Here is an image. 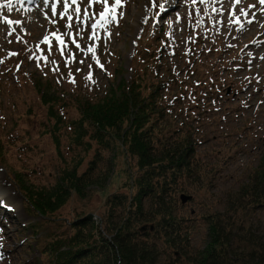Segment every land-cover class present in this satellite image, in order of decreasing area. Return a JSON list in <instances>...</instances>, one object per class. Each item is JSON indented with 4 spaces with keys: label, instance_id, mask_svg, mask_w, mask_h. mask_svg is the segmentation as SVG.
<instances>
[{
    "label": "rangeland",
    "instance_id": "rangeland-1",
    "mask_svg": "<svg viewBox=\"0 0 264 264\" xmlns=\"http://www.w3.org/2000/svg\"><path fill=\"white\" fill-rule=\"evenodd\" d=\"M153 2L127 0L123 18L108 25L107 32L98 29L101 39L95 41L89 39L94 21L86 30L75 23L71 30L65 27L67 19L59 15L62 3L56 15L26 3L7 12L0 8V177L7 182L0 191L14 194L15 200L9 202L19 219L7 228L6 239L0 230V248L4 244L3 249L14 252L15 264H54L49 244L68 236L70 224L79 216L90 214L100 234L110 239L109 202L114 195H129L138 173L122 141L128 122L119 131L107 129L97 139L88 122L78 127V106L97 101L121 78L128 81L135 73L149 86L146 92L158 89V108H165L156 129L158 142L167 138L177 145L184 135L195 141V175L179 178L181 193L190 199L181 203V193L173 192L176 214L188 229L187 254L204 248L208 214L225 212L227 222L264 230V209L250 212L238 207L233 212L229 205L264 165V13L260 10L264 5L258 0H241L235 6L230 0H181L175 15L163 16L159 5L168 9L167 0H155L156 7ZM252 3L255 7L249 8ZM87 4L83 0L80 5L81 15ZM100 10L96 6L95 11ZM233 12L244 22L243 31L229 22L235 19ZM252 13L255 19L248 24ZM7 20L21 23L9 25ZM53 32L63 35L67 45L63 53L51 38ZM46 35L50 50L43 43ZM93 44L106 71L97 67L91 54L85 55ZM148 52L151 55L146 56ZM72 56L74 61L66 65ZM89 65L95 83L84 78ZM57 66L59 71L54 72ZM69 72L75 83L70 82ZM40 86L56 98L57 127L56 116H49L48 104L40 98ZM83 129L85 135L77 144L76 136ZM92 164L91 182L81 192L70 189L65 202L51 214H39L20 185L22 180L30 189L48 192L63 172L75 170L79 175ZM139 238L154 240L152 234ZM154 241L159 249L168 250L162 240Z\"/></svg>",
    "mask_w": 264,
    "mask_h": 264
},
{
    "label": "trees",
    "instance_id": "trees-1",
    "mask_svg": "<svg viewBox=\"0 0 264 264\" xmlns=\"http://www.w3.org/2000/svg\"><path fill=\"white\" fill-rule=\"evenodd\" d=\"M41 86L40 98L48 104L49 116H56L57 127L60 117L53 110L56 98L47 96L49 92ZM147 88L142 77L135 73L128 81L121 78L116 87H109L97 101H84L78 106L81 115L78 127L88 122L94 126L97 139H102L107 129L118 130L124 121L128 122L122 141L135 160L138 173L130 185V194L114 195L109 202L106 230L110 239L100 234L90 214L79 216L70 224L72 232L68 236L49 244L54 264H264V230L227 222L225 212L205 215L207 242L201 250L187 254L188 229L184 219L176 214L173 192L181 193V176L195 175L198 167L195 141L184 135L177 145L167 138L158 142L156 129L165 108H158V89L150 87L146 92ZM84 135V129L77 134V144ZM93 169L94 165L79 175L75 170L63 172L54 189L48 192L30 189L22 180L20 185L39 214H51L65 202L70 189L81 192L91 182ZM229 205L233 212L238 207L250 212L264 209V165L255 170L251 182L242 186ZM143 225L147 231L139 230ZM140 234H152L168 250L159 249L154 240L146 242L139 238Z\"/></svg>",
    "mask_w": 264,
    "mask_h": 264
},
{
    "label": "snow or ice",
    "instance_id": "snow-or-ice-1",
    "mask_svg": "<svg viewBox=\"0 0 264 264\" xmlns=\"http://www.w3.org/2000/svg\"><path fill=\"white\" fill-rule=\"evenodd\" d=\"M11 2V0H9ZM59 2L62 3L63 6V11L59 13L61 19H67V23L65 25L66 28L71 30L73 23L77 25H83L84 28L81 30H86L87 27L89 26V21H94L90 24L91 28V33L89 36L90 40H99L101 39L100 33L98 29H104L107 32V26L112 24V23H119V19H122L124 16V11L122 10L127 3V0H88V4L83 8V15H81V7L80 5L83 3V0H59ZM196 0H193V3H195ZM200 3H205L206 0H199ZM236 3L239 4L241 3V0H236ZM258 3L260 5H264V0H258ZM96 6L100 7V11L97 12L95 11ZM155 0L153 2V7H156ZM4 7V5L0 4V8ZM255 7V5H250L249 8ZM159 8L163 11L164 10V5L160 4ZM92 9L90 12L89 10ZM10 10V9H9ZM262 13H264V8L260 9ZM198 11V10H197ZM52 13L53 15H56V8L53 6L52 8ZM71 13V14H70ZM241 15L247 17L248 12L245 9H240ZM232 16L235 17L234 20H230V23H235L239 25L238 30L243 31L244 29V22L240 20V16H237L235 12L232 13ZM255 19V13H252V18L248 19L246 23L251 24L253 20ZM146 22V21H145ZM6 23L9 25L15 23V24H20L21 22L19 20L17 21H12V20H7ZM11 34V33H9ZM79 34V33H77ZM110 33H108V37L110 38ZM51 38L54 39L57 44L60 47L61 53H63V50L67 47L65 40L63 38L62 34H59L58 32H53L51 33ZM73 43H76L75 39L72 40ZM43 43L46 44L49 48V50L52 47V43L50 40V37L46 35L43 39ZM253 43H256V41H253ZM231 46V45H230ZM77 49L80 48V45L76 43ZM96 45H90L86 51L85 55L87 56L88 54H91V59L93 62L99 67L102 71H106L104 69L103 64L100 63V59L96 54ZM247 47V46H245ZM10 55H16V53H11ZM34 58V57H33ZM41 59L47 61V56H42L40 57ZM75 57L72 56L69 59H66L65 63L70 64L74 61ZM264 59V57H262ZM3 61H0L2 63ZM51 63L55 64V61H51ZM81 64L84 63V61H80ZM53 71H59L58 66L53 68ZM77 71H81V69H77ZM70 77V82L75 83V78L73 77L72 73H68ZM85 80L90 81L92 83H95L93 80V72H92V65H89V71L88 74L84 77Z\"/></svg>",
    "mask_w": 264,
    "mask_h": 264
},
{
    "label": "bare ground",
    "instance_id": "bare-ground-1",
    "mask_svg": "<svg viewBox=\"0 0 264 264\" xmlns=\"http://www.w3.org/2000/svg\"><path fill=\"white\" fill-rule=\"evenodd\" d=\"M20 1L21 0H13L8 4L6 3V0H0L2 5H4V7L1 8L2 12H7L11 7H16L20 3ZM48 1L49 0H31L30 2L28 1V3L32 7H36L38 9L44 7L45 9H49L52 12L53 7L47 5ZM222 1H226V0H216V2H222ZM230 1L234 6L237 5L236 0H230ZM58 4L59 2L57 3V5ZM181 4H182L181 0H175L173 2H171V0H167L166 5H168V9L161 11L163 13V16L175 15V12L180 9ZM250 5H254V4L252 3ZM156 38L157 37H154V40ZM3 187L7 188V182L0 177V189H2ZM14 200H15V196L11 191L4 193L3 195L1 194L0 191V230L3 231V235H4L2 237L3 239H6L4 237L7 236L8 234L7 228H9V226L17 225L19 223L18 216L16 215L15 210L12 207L13 205L10 203L11 201ZM3 246L0 248V264H15L14 252L6 250L7 248L5 247L3 249Z\"/></svg>",
    "mask_w": 264,
    "mask_h": 264
},
{
    "label": "water",
    "instance_id": "water-1",
    "mask_svg": "<svg viewBox=\"0 0 264 264\" xmlns=\"http://www.w3.org/2000/svg\"><path fill=\"white\" fill-rule=\"evenodd\" d=\"M180 201H181V203H184L187 199H190V196H186V195H184V194H180ZM147 227L145 226V225H143V226H141L140 228H139V230H145ZM149 229L150 230H152L153 229V226L152 225H150L149 226Z\"/></svg>",
    "mask_w": 264,
    "mask_h": 264
}]
</instances>
